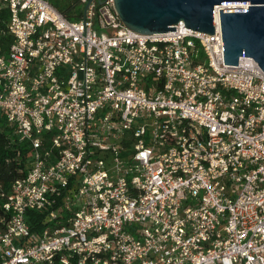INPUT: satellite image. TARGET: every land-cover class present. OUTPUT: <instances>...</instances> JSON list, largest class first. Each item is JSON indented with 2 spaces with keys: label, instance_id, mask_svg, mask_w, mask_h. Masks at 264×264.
<instances>
[{
  "label": "built area",
  "instance_id": "1",
  "mask_svg": "<svg viewBox=\"0 0 264 264\" xmlns=\"http://www.w3.org/2000/svg\"><path fill=\"white\" fill-rule=\"evenodd\" d=\"M0 0V264H264V70L115 0ZM88 9L85 14V8ZM8 10V18L2 16ZM39 228L30 223L32 213Z\"/></svg>",
  "mask_w": 264,
  "mask_h": 264
},
{
  "label": "water",
  "instance_id": "2",
  "mask_svg": "<svg viewBox=\"0 0 264 264\" xmlns=\"http://www.w3.org/2000/svg\"><path fill=\"white\" fill-rule=\"evenodd\" d=\"M217 5H248L220 9L225 64L238 65L241 57H252L264 70V0H115L126 26L145 34L177 31L175 25L184 22L214 35Z\"/></svg>",
  "mask_w": 264,
  "mask_h": 264
},
{
  "label": "trees",
  "instance_id": "3",
  "mask_svg": "<svg viewBox=\"0 0 264 264\" xmlns=\"http://www.w3.org/2000/svg\"><path fill=\"white\" fill-rule=\"evenodd\" d=\"M73 2L61 5L58 1H53L54 4L59 7L70 19H79L81 13L78 4V0H72ZM8 10L3 11L2 16L8 18ZM12 152L11 148L7 146V139L3 133H0V181L5 187H8L9 183L16 176L17 164L15 162L7 163L6 158ZM30 215V223L33 229L37 230L39 225L37 220L34 219V215Z\"/></svg>",
  "mask_w": 264,
  "mask_h": 264
},
{
  "label": "rangeland",
  "instance_id": "4",
  "mask_svg": "<svg viewBox=\"0 0 264 264\" xmlns=\"http://www.w3.org/2000/svg\"><path fill=\"white\" fill-rule=\"evenodd\" d=\"M53 1H58L61 5L63 4H68V3H72L73 1L72 0H53Z\"/></svg>",
  "mask_w": 264,
  "mask_h": 264
},
{
  "label": "bare ground",
  "instance_id": "5",
  "mask_svg": "<svg viewBox=\"0 0 264 264\" xmlns=\"http://www.w3.org/2000/svg\"><path fill=\"white\" fill-rule=\"evenodd\" d=\"M237 6L247 7L248 5H237Z\"/></svg>",
  "mask_w": 264,
  "mask_h": 264
}]
</instances>
